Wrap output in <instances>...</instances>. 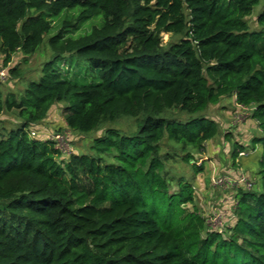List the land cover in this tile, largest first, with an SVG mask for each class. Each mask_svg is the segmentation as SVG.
Segmentation results:
<instances>
[{
    "label": "trees",
    "instance_id": "1",
    "mask_svg": "<svg viewBox=\"0 0 264 264\" xmlns=\"http://www.w3.org/2000/svg\"><path fill=\"white\" fill-rule=\"evenodd\" d=\"M259 3L0 0L6 76H20L17 51L46 39L52 53L21 92L0 90V116L18 119L0 132V264H264V8L247 19ZM226 96L250 110L245 145L260 152L257 188H237L219 232L167 164L204 151L219 126L203 112ZM57 104L68 130L94 133L86 151L30 136ZM127 118L132 130L113 127Z\"/></svg>",
    "mask_w": 264,
    "mask_h": 264
},
{
    "label": "rangeland",
    "instance_id": "2",
    "mask_svg": "<svg viewBox=\"0 0 264 264\" xmlns=\"http://www.w3.org/2000/svg\"><path fill=\"white\" fill-rule=\"evenodd\" d=\"M261 7L264 8L262 0H260L259 5L253 7L252 14L247 17L250 29L255 28V15L262 9ZM169 39V34H161L163 44ZM51 55L52 53L46 39L42 41L34 54L26 58L17 51L13 55L9 66L16 65L20 76L14 78L9 77L8 74L0 82L2 95L4 96L7 92L17 94L23 90L29 81L37 80L41 74L42 65L50 59ZM60 107L61 104L52 106L46 118L39 124L38 135L42 138H48L53 132L63 131L68 134L70 142H66L64 145L56 143L57 147L61 146L64 148L65 146L64 150L68 153L86 151L90 141L89 138L94 133L79 134L68 130L60 114ZM203 114L218 124L219 131L216 137L205 143L203 152H198L188 147L186 150L193 157V160L189 163H185L177 156L171 159L167 165L176 176L185 177L192 182L194 205L198 213L210 223V227L223 230L232 221L228 216L231 214L232 204L234 205L235 203L238 187L236 184L214 186L211 184L210 178L213 175L233 178L239 173L247 172L250 176L249 183L252 185L253 181L254 189H256L257 180L255 172L257 170L256 163L260 150L250 151L249 146H246L245 143L257 131L254 129V123L249 117L250 110L236 105L232 96L222 97L217 104L208 106ZM17 122L18 119L15 111L4 112L0 116V132L5 133ZM113 127L121 129L123 132L130 131L133 129V121L130 118L121 119ZM100 132L101 130L95 134H100ZM239 142L244 145L242 147L245 150L244 153L248 152V155L243 159L231 156L233 145ZM193 162L199 166L201 165L200 171L193 170ZM188 207L191 208L190 205Z\"/></svg>",
    "mask_w": 264,
    "mask_h": 264
},
{
    "label": "built area",
    "instance_id": "3",
    "mask_svg": "<svg viewBox=\"0 0 264 264\" xmlns=\"http://www.w3.org/2000/svg\"><path fill=\"white\" fill-rule=\"evenodd\" d=\"M5 78H6L5 69L4 68H0V80L2 81ZM39 128H40V125H37L36 128L29 130L30 136L36 137L38 135ZM44 139H49L50 141H52L54 143V147L57 148L62 154H68V152H65V150H64L65 146H64V148L61 147V146H59V147L56 146V143H62L64 145L66 142H70L69 136H68V134H66V132H63V131L53 132L50 135V137H48V138L45 137ZM245 154L246 153H244V152H240L239 156H243ZM210 182L214 186L226 185V184L227 185L236 184L237 187H243V188H246V189H249L250 188V184H251V183H249L248 176L244 172L237 174L236 177H233V178L213 175L210 178ZM228 217H230L232 221L234 220V216L232 215V213ZM232 221L229 223V225L232 224ZM207 223L210 226V223L208 221H207ZM211 228L216 229L214 227H211ZM216 230H218L219 232L222 231L220 229H216Z\"/></svg>",
    "mask_w": 264,
    "mask_h": 264
},
{
    "label": "crops",
    "instance_id": "4",
    "mask_svg": "<svg viewBox=\"0 0 264 264\" xmlns=\"http://www.w3.org/2000/svg\"><path fill=\"white\" fill-rule=\"evenodd\" d=\"M240 143V142H239ZM246 144V143H245Z\"/></svg>",
    "mask_w": 264,
    "mask_h": 264
}]
</instances>
